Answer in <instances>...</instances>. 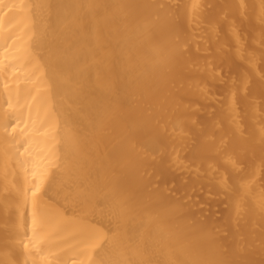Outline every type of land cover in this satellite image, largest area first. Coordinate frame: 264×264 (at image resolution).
Returning a JSON list of instances; mask_svg holds the SVG:
<instances>
[{
  "label": "bare ground",
  "instance_id": "1",
  "mask_svg": "<svg viewBox=\"0 0 264 264\" xmlns=\"http://www.w3.org/2000/svg\"><path fill=\"white\" fill-rule=\"evenodd\" d=\"M0 264H264V0H0Z\"/></svg>",
  "mask_w": 264,
  "mask_h": 264
}]
</instances>
